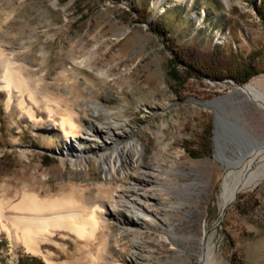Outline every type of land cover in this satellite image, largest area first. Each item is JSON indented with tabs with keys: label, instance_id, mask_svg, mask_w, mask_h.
<instances>
[{
	"label": "rangeland",
	"instance_id": "rangeland-1",
	"mask_svg": "<svg viewBox=\"0 0 264 264\" xmlns=\"http://www.w3.org/2000/svg\"><path fill=\"white\" fill-rule=\"evenodd\" d=\"M262 1L0 0V75L12 61L38 101L26 99L22 115L0 91V198L69 194L104 209L95 241L56 232L37 255L1 232L0 264H199L204 239L219 264H264V178L222 212V178L235 166L215 156L214 112L201 105L220 99L264 141V111L232 92L254 81L264 95ZM247 64L258 74L238 84ZM63 117L74 131H60ZM70 145L84 147L83 163L65 156ZM116 146L124 171L114 174L103 156Z\"/></svg>",
	"mask_w": 264,
	"mask_h": 264
},
{
	"label": "bare ground",
	"instance_id": "bare-ground-1",
	"mask_svg": "<svg viewBox=\"0 0 264 264\" xmlns=\"http://www.w3.org/2000/svg\"><path fill=\"white\" fill-rule=\"evenodd\" d=\"M86 60H90V56ZM2 61L0 53V63ZM11 62H5L1 71L0 91L2 90L6 93L7 107L15 104L22 115L25 113L31 115L32 106H36L38 103L36 92L30 87L28 79L19 70L13 69L10 66ZM241 93L250 97L256 103L264 104V95L254 81L244 85L241 88ZM26 99L32 106L28 107L25 104ZM45 107L47 110H50L49 107ZM54 125V123L50 122V126ZM58 125L63 134L67 132L66 127L70 128L71 131L76 129V125L70 117L61 118ZM223 128L224 123L221 116L216 112L215 156L220 161L235 166L222 178L220 193L222 212L225 211L229 202L235 197L239 186L243 188L241 191L250 189L255 187L264 178V144L250 148L246 155L238 160L239 154L234 151L236 157L233 159L226 154V150L232 151V149L224 137ZM253 140L256 141L251 137L249 142ZM136 150L138 154L141 153L142 146L139 143ZM85 152L84 147L71 146L64 153L72 162L78 164L84 162L86 157ZM124 154V146H116L113 148L112 153H105L103 156L106 159L105 169L109 173L114 174L118 173L117 170H123L121 168V156H124ZM118 191L119 189L115 191V194ZM9 199L6 197L0 198V233L6 234V237L10 241L19 243L27 253L32 255L41 253V245L55 243L53 237L56 235V232H69L77 240L93 242L102 229L103 207L95 204L91 210H87L84 206H78L77 201L69 194L55 197H39L34 192L22 191L16 201L13 202ZM130 204L133 208H141L140 206L136 207V204L133 202H130ZM111 207L117 208L115 201H112ZM130 220L135 221L136 218L130 217ZM60 236L64 239L67 237L63 233H60ZM198 261L199 264H219L214 253V247L210 245L208 240H203Z\"/></svg>",
	"mask_w": 264,
	"mask_h": 264
},
{
	"label": "water",
	"instance_id": "water-1",
	"mask_svg": "<svg viewBox=\"0 0 264 264\" xmlns=\"http://www.w3.org/2000/svg\"><path fill=\"white\" fill-rule=\"evenodd\" d=\"M232 92L236 94H240L241 88H234ZM219 104H220V99H216L209 103H202L201 105H203L206 108L211 109L214 112V120H215L216 112H218L219 115L221 116L222 122L224 123V128H223L224 137L228 141V143L233 144L237 148L238 154H239L237 160L245 156L250 148L257 146V145L264 144V141L258 142V141L253 140L252 142H249L251 140L250 135L244 130H242L236 122L229 120L228 116L225 114V111L221 108L219 109ZM258 105L264 111V104L258 103ZM243 139L248 140V141H244ZM234 157H236V155H234ZM227 165L232 166L230 164H227ZM242 189H243L242 186H239L237 188L235 197L229 202L226 208H228L235 201L237 194Z\"/></svg>",
	"mask_w": 264,
	"mask_h": 264
},
{
	"label": "trees",
	"instance_id": "trees-1",
	"mask_svg": "<svg viewBox=\"0 0 264 264\" xmlns=\"http://www.w3.org/2000/svg\"><path fill=\"white\" fill-rule=\"evenodd\" d=\"M259 6L263 7L262 0H260ZM153 33L156 35H161V34H164V31L159 28H153ZM168 67H169L168 75L170 79L173 81H179L178 73H177L173 59H170L168 61ZM257 74H258V71L256 70V68L253 65L247 64L243 69L237 71L235 75L232 76V78H234L238 84H244L252 76H255ZM189 153L193 156L197 155L195 151H189ZM19 264H44V263L34 257H29V258H24L20 260Z\"/></svg>",
	"mask_w": 264,
	"mask_h": 264
}]
</instances>
